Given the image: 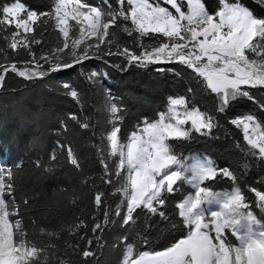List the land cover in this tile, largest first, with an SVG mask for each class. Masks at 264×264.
Returning <instances> with one entry per match:
<instances>
[{
	"label": "trees",
	"instance_id": "obj_1",
	"mask_svg": "<svg viewBox=\"0 0 264 264\" xmlns=\"http://www.w3.org/2000/svg\"><path fill=\"white\" fill-rule=\"evenodd\" d=\"M83 1L109 23L101 41H81L74 21L64 36L57 0H0V157L11 172L4 174L0 201L15 245L31 251L20 264H123L190 234L180 208L194 193L188 180L164 187L150 207L128 212L127 170L109 138L115 132L124 148L144 123L166 113L172 99L198 109L207 128L186 124L185 136L165 140L168 155L208 157L216 172L201 187L238 190L243 209L264 224L258 197L264 195V156L235 123L251 116L264 136V84L241 86L230 96V89L213 90L179 62L146 61L180 41L138 30L126 0ZM149 1L173 11L166 0ZM201 1L210 16L228 3L264 22V0ZM15 3L35 15L26 33L5 13ZM225 233L229 244L237 243L228 228Z\"/></svg>",
	"mask_w": 264,
	"mask_h": 264
},
{
	"label": "rangeland",
	"instance_id": "obj_2",
	"mask_svg": "<svg viewBox=\"0 0 264 264\" xmlns=\"http://www.w3.org/2000/svg\"><path fill=\"white\" fill-rule=\"evenodd\" d=\"M126 1L138 30L160 32L180 41L148 54L146 61L179 62L193 71L194 67L212 66L196 72L213 90L230 89V96L241 86L264 84V22L254 19L246 8L223 3L221 10L210 16L201 0H166L173 11L149 0ZM5 13L22 32L30 31L35 15L22 4L7 6ZM56 16L64 36L74 21L80 26V40L85 42L101 41L109 26L98 7L83 0H57ZM233 61L246 71L253 67L255 72L245 76L236 64L227 73L214 69ZM235 123L248 143L264 156V136L257 120L247 116ZM186 124L197 130L207 128L198 109H188L182 99H172L166 113L154 123H144L124 148L119 147L115 132L109 136L113 151L123 155L127 170L128 212L142 205L150 207L172 179L177 182L186 178L194 189L180 207L192 228L190 234L165 251L143 253L136 259L128 256L123 264H264V224L243 209L239 191H207L201 187L216 172L208 157L194 155L179 161L168 155L165 140L185 136ZM5 172L10 176L9 167L0 159V191L6 188ZM258 197L264 210V195ZM225 228L235 235L237 243L227 242ZM13 233L0 201V264H20L31 255L30 250L15 245Z\"/></svg>",
	"mask_w": 264,
	"mask_h": 264
},
{
	"label": "built area",
	"instance_id": "obj_3",
	"mask_svg": "<svg viewBox=\"0 0 264 264\" xmlns=\"http://www.w3.org/2000/svg\"><path fill=\"white\" fill-rule=\"evenodd\" d=\"M232 64H236V66L238 67L237 69L242 74H245V76L248 75V74L252 75L255 72L253 67L250 68L251 70L246 71V68L245 67L241 66L240 63H237V62H234V61L232 63L230 62V63L222 64V65L219 66V68H217V67L214 66V69H216V71L217 72H220V73H222V72L227 73L228 70L232 67ZM209 67H212V66L205 65V66H199V67H194V68L196 70L201 71V70L208 69Z\"/></svg>",
	"mask_w": 264,
	"mask_h": 264
},
{
	"label": "water",
	"instance_id": "obj_4",
	"mask_svg": "<svg viewBox=\"0 0 264 264\" xmlns=\"http://www.w3.org/2000/svg\"><path fill=\"white\" fill-rule=\"evenodd\" d=\"M102 1H104L105 3H106V0H102ZM2 81H3V78H2V80H1V83H2ZM174 184H175V180H170L169 182H168V185H167V187H168V189H172L173 188V186H174Z\"/></svg>",
	"mask_w": 264,
	"mask_h": 264
},
{
	"label": "bare ground",
	"instance_id": "obj_5",
	"mask_svg": "<svg viewBox=\"0 0 264 264\" xmlns=\"http://www.w3.org/2000/svg\"><path fill=\"white\" fill-rule=\"evenodd\" d=\"M196 71V70H195Z\"/></svg>",
	"mask_w": 264,
	"mask_h": 264
}]
</instances>
